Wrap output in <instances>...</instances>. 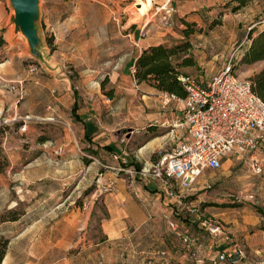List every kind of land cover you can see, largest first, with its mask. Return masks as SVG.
<instances>
[{"label":"rangeland","instance_id":"obj_1","mask_svg":"<svg viewBox=\"0 0 264 264\" xmlns=\"http://www.w3.org/2000/svg\"><path fill=\"white\" fill-rule=\"evenodd\" d=\"M137 1L37 0L40 41L32 54L13 29L9 1L0 0V155L7 159L0 172V215L21 213L16 220L0 219V232L9 237L1 264H264L260 236L242 237L234 229L240 219L251 220L248 209L257 211L264 199L257 155L259 169L248 156L223 157L215 168L203 169L204 180L196 184L207 201L186 199L172 224L142 222L129 231L134 224L124 222L119 231L108 229L110 237L104 233L111 201L104 197L139 187L143 175L134 164H149L146 154L136 157V145L149 135L147 122L135 129L138 112L127 107L143 99L117 87L116 74L132 72L137 50L175 34L183 26L177 12L193 7L189 38L201 61L197 73L215 74L233 50L230 64L238 77L264 66V58L249 64L238 59L264 2L232 11L235 0H149L139 12ZM112 104L117 112H109ZM108 180L109 190L100 191ZM242 202L244 211L230 208ZM216 204L228 208L216 215L222 209ZM203 219L217 222L220 231L209 233Z\"/></svg>","mask_w":264,"mask_h":264},{"label":"built area","instance_id":"obj_2","mask_svg":"<svg viewBox=\"0 0 264 264\" xmlns=\"http://www.w3.org/2000/svg\"><path fill=\"white\" fill-rule=\"evenodd\" d=\"M234 52L206 82L190 74H178L184 95L163 92L164 102L173 100L181 105L179 124L185 127L186 137L173 151L137 171L160 180L168 194L176 189L181 195L204 168H215L223 157L232 154L248 156L259 169L255 155L264 145V101L251 90L248 78L234 73L230 64L231 58H236ZM111 184L108 180L99 190L108 191ZM201 224L213 235L220 231L217 222L203 219Z\"/></svg>","mask_w":264,"mask_h":264},{"label":"crops","instance_id":"obj_3","mask_svg":"<svg viewBox=\"0 0 264 264\" xmlns=\"http://www.w3.org/2000/svg\"><path fill=\"white\" fill-rule=\"evenodd\" d=\"M264 0H249L248 4L243 6L242 8L246 7L249 4L254 3H261ZM184 10L181 12H177L176 16L179 20V17H183L189 21H196V15L194 12H190L192 10ZM255 22L258 23V27L264 22V10H258L256 14ZM2 16V7L0 6V17ZM176 32H175V31ZM174 33L165 34L163 37L150 41L143 45L145 47L149 44H155L159 42H165L167 44H171L177 41L184 39V35L178 31V29H174ZM190 42V47L188 48V52L192 55L194 59V63L192 65H185L181 67L183 73L188 74H195L198 77H203V79L199 78L201 82H206L209 76L201 75L199 72V56H196L195 50L192 47L191 40L189 35L186 37ZM140 47L137 52L142 48ZM136 52V53H137ZM135 56V55H134ZM133 56V58H134ZM132 58V60H133ZM2 59V57H0ZM0 61V64L3 63ZM132 65V63H131ZM258 70V69H257ZM255 70V71H257ZM125 75V80H121V77ZM116 77L119 79V83L117 87L123 91L124 94L127 96L134 95L137 93V97L139 99H143L142 102L132 103L131 105L127 104L128 106L134 107V112H138V119L135 121L136 127L135 129L140 127L142 128L145 122V125H151L150 130H146L147 137L144 138L138 145H136V157L141 158L145 155V163L153 162L149 155L152 152H160V155L163 153H170L173 151L180 142H182L186 137V129L183 124H179V120L181 119V105L173 100H168L164 102L162 99L163 92L158 91L149 86H142L136 84L134 79L132 78L130 70H127V73L123 74L122 72H118ZM118 92V91H117ZM120 92L116 93L114 97L119 100L121 97L119 96ZM113 97V98H114ZM143 97V98H142ZM111 113L114 111L117 112V104H112L109 106ZM103 121V120H101ZM99 124V121L97 122ZM100 126H103V123H100ZM154 132V133H152ZM152 133V134H151ZM159 155V156H160ZM256 155L261 158L263 163V170L264 173V145L256 152ZM230 157H238L237 155L232 154ZM229 157H226L227 159ZM146 159L148 161H146ZM148 164V165H149ZM205 169V168H204ZM143 183L139 185V187H132L136 191V196L132 193V188H129V191L121 193H115L114 195L109 194L111 196H105V201L110 199L111 201L106 204L107 210L109 215L107 220L105 221L107 224V230L104 229V233L110 237V232L119 231L122 229V223H131L134 225H130L128 230H136L139 228V225L142 222H151L155 223L158 221H165L169 224H172L171 217L175 209H179L183 206L186 207L185 201L186 199L190 200L189 204L194 201H207L203 198L204 191H199V186L196 183H201L204 178H202V174H198L195 180L191 183V185L183 190H181V195L177 194V190L173 189L172 194H168L165 191L166 185H164L160 180L153 178L150 175H143L140 178ZM264 179V176L263 178ZM116 197L114 200L113 198ZM187 197V198H185ZM189 197L191 199H189ZM220 204V202H216ZM247 202H242L238 206H231V209H236V211H244ZM216 204V209L222 208L220 211L216 210V215L223 214V210L227 209L228 207L224 206L221 207L220 205ZM215 207V206H213ZM212 207V208H213ZM206 206L204 207V209ZM261 208L264 210V199L261 201ZM253 213L251 220H246L245 218L240 219V223H236L235 230L238 228V233L242 234V237H252L254 234H258L260 238L264 241V234L262 229L260 228V224H264V215L258 213L257 211L250 210ZM111 223H116V228L110 225ZM121 224V226H119ZM158 224H156L157 226ZM105 227V226H103ZM164 230L168 227L167 225L163 226ZM231 227V226H230ZM108 229L110 232H108ZM156 229V228H155ZM228 235V234H227ZM227 235L225 236L227 238ZM226 244V243H225ZM226 246V245H225ZM4 257V256H3ZM3 260V258H2ZM1 260V262H2Z\"/></svg>","mask_w":264,"mask_h":264},{"label":"trees","instance_id":"obj_4","mask_svg":"<svg viewBox=\"0 0 264 264\" xmlns=\"http://www.w3.org/2000/svg\"><path fill=\"white\" fill-rule=\"evenodd\" d=\"M249 0H235L233 6L230 7L232 11L242 8L248 4ZM183 26L178 28V31L184 35V39L167 44L165 42H159L155 44H149L142 47L134 56L132 60V78L136 84L142 86H149L158 91L166 93H174L182 96L185 91L177 78L178 74L183 73L182 66L192 65L194 59L188 52L190 42L186 38L191 32L194 31L193 21L186 20L183 17H179ZM200 31V28H196ZM247 44L239 55V62L249 64L259 59L264 58V22L255 28L254 25H250L246 31ZM2 38L0 37V43ZM188 74V73H184ZM191 75V74H190ZM249 84L251 90L264 101V66L260 67L257 71L253 72L249 77ZM105 93L110 95V90ZM148 129H151V125H147ZM154 133V132H152ZM151 133V134H152ZM108 149L111 147L109 144L105 145ZM89 151L93 152L90 148ZM160 155V152H152L149 158L155 161ZM7 165V159L5 156L0 155V172L4 170ZM135 169H138L140 165L134 164ZM254 208L262 215L264 211L259 206ZM21 213L13 209L7 218L1 214L0 219L16 220ZM260 228L264 234V224H260ZM9 241V237L0 232V264L5 254L6 247ZM211 264H220L215 260H212ZM224 264H233L226 262ZM241 264H257V263H241Z\"/></svg>","mask_w":264,"mask_h":264},{"label":"water","instance_id":"obj_5","mask_svg":"<svg viewBox=\"0 0 264 264\" xmlns=\"http://www.w3.org/2000/svg\"><path fill=\"white\" fill-rule=\"evenodd\" d=\"M13 13L9 19L13 23V29L20 31L25 37L32 54H37L39 36L35 27L37 17V0H8Z\"/></svg>","mask_w":264,"mask_h":264},{"label":"bare ground","instance_id":"obj_6","mask_svg":"<svg viewBox=\"0 0 264 264\" xmlns=\"http://www.w3.org/2000/svg\"><path fill=\"white\" fill-rule=\"evenodd\" d=\"M137 2H138V4H140V8H137V9H139V12L148 8L149 0H139Z\"/></svg>","mask_w":264,"mask_h":264}]
</instances>
